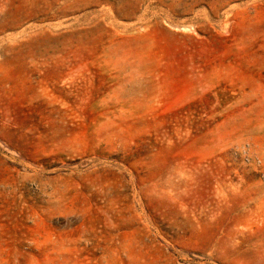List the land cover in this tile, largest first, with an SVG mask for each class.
Wrapping results in <instances>:
<instances>
[{"label":"rangeland","instance_id":"1","mask_svg":"<svg viewBox=\"0 0 264 264\" xmlns=\"http://www.w3.org/2000/svg\"><path fill=\"white\" fill-rule=\"evenodd\" d=\"M0 264H264V0H0Z\"/></svg>","mask_w":264,"mask_h":264}]
</instances>
